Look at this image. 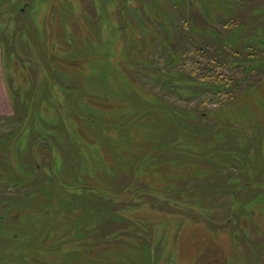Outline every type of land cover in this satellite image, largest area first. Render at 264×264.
Instances as JSON below:
<instances>
[{
    "label": "rangeland",
    "instance_id": "rangeland-1",
    "mask_svg": "<svg viewBox=\"0 0 264 264\" xmlns=\"http://www.w3.org/2000/svg\"><path fill=\"white\" fill-rule=\"evenodd\" d=\"M194 1L0 0V264H264V0Z\"/></svg>",
    "mask_w": 264,
    "mask_h": 264
},
{
    "label": "trees",
    "instance_id": "trees-1",
    "mask_svg": "<svg viewBox=\"0 0 264 264\" xmlns=\"http://www.w3.org/2000/svg\"><path fill=\"white\" fill-rule=\"evenodd\" d=\"M249 92H250V90H249ZM180 115H183V114H180ZM173 117H174V119H177L181 116L178 117L177 114H174ZM81 136H83V135H81ZM86 139H88L87 136H86ZM164 149H167V147H165ZM123 151H124L123 148L120 147L119 151L117 150V153L118 154H124ZM102 152H101V154H102ZM163 154H164V156H166L165 153H163ZM158 155H159V150L155 149L152 152L151 156H147L145 158V163H146V161H148V164H143V163L138 162L135 164V166H133L134 164L132 163L133 164L132 165L130 163V165L132 166L130 169L132 172V174H130V175H132V178L134 179L135 177H137V175L142 173L141 171H143V172H148V174H150L151 176H153V178H155L157 180H163L164 177H169L170 175H172L174 173V172H172V170H175L178 173L181 172L182 174L185 173L187 170H190V164L186 159L174 158L173 154H172V156H170V158H162L161 159V158H159ZM177 155L181 156V154H179V153ZM148 157H151V159H153V160H148V159H150ZM155 160H158V161H155ZM172 166H174V167H172ZM133 172H135V173H133ZM136 172H140V173H136ZM143 176L146 177L145 182H147L150 178L149 176H147V174H145ZM225 178H227V177H225ZM225 182H226V180H225ZM242 185H245V184H242ZM232 192H234V189L232 190Z\"/></svg>",
    "mask_w": 264,
    "mask_h": 264
},
{
    "label": "flooded vegetation",
    "instance_id": "flooded-vegetation-1",
    "mask_svg": "<svg viewBox=\"0 0 264 264\" xmlns=\"http://www.w3.org/2000/svg\"><path fill=\"white\" fill-rule=\"evenodd\" d=\"M201 3L204 4V8H207L206 6V2L205 1H200ZM195 3L194 0H187L186 2V10L188 11L189 15H190V20L191 21H196V22H201L200 26H205V25H210L211 28L213 29V31H215L216 33H219V29L214 26L216 23H220L224 20L223 16L220 15H216L214 18H210L208 15H205V10L203 11L204 13L200 12L199 10L196 9L195 5L193 4ZM139 20V19H138ZM140 20L142 22H144L141 18ZM193 21V22H194ZM192 22V23H193ZM226 28V27H225Z\"/></svg>",
    "mask_w": 264,
    "mask_h": 264
},
{
    "label": "crops",
    "instance_id": "crops-1",
    "mask_svg": "<svg viewBox=\"0 0 264 264\" xmlns=\"http://www.w3.org/2000/svg\"><path fill=\"white\" fill-rule=\"evenodd\" d=\"M1 60V55H0ZM1 65V64H0ZM12 108L9 103V97L5 88L3 77L0 76V116L9 115Z\"/></svg>",
    "mask_w": 264,
    "mask_h": 264
}]
</instances>
